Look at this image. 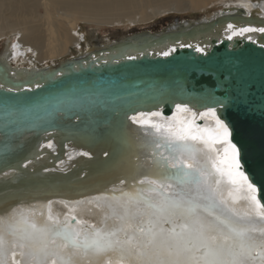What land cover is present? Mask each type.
Listing matches in <instances>:
<instances>
[{
    "label": "water",
    "instance_id": "water-1",
    "mask_svg": "<svg viewBox=\"0 0 264 264\" xmlns=\"http://www.w3.org/2000/svg\"><path fill=\"white\" fill-rule=\"evenodd\" d=\"M246 27H264V17L236 7L206 21L133 31L56 64L15 67L0 57V192L43 188L46 194L36 198L67 201L114 191V185L90 190L76 181L87 177V168L120 164L126 141L145 135L149 125L130 117L143 112L149 119L154 116L147 113L159 112L157 117L173 119L195 112V130L203 126L199 114L213 101H224L218 114L229 123L242 170L264 203V33L227 39ZM181 102L191 111H178ZM71 187L79 189L70 195L56 192ZM222 198L240 215L249 211L240 198Z\"/></svg>",
    "mask_w": 264,
    "mask_h": 264
},
{
    "label": "snow or ice",
    "instance_id": "snow-or-ice-1",
    "mask_svg": "<svg viewBox=\"0 0 264 264\" xmlns=\"http://www.w3.org/2000/svg\"><path fill=\"white\" fill-rule=\"evenodd\" d=\"M232 28L229 24L228 29ZM256 31L264 33V27L231 31L227 39ZM213 105L199 114L215 122L212 144L201 135L209 129L197 126L194 131V121L174 129L141 119L143 112L130 117L133 123L149 125L143 132L150 138L151 154L143 164L139 157L134 165L128 161L127 174L114 185L118 195L95 197L103 199L107 209L100 226L75 217L57 220L49 215L47 221L38 222L21 216L7 223L0 217V264H8L7 253L13 249L19 250L22 259L11 264H27L28 259L32 264H264V203L242 170L229 123L218 114L217 108L225 107V102L213 101ZM176 109L191 111L182 102ZM190 141H201L208 151ZM215 144L224 145L223 157L213 156L218 153L212 147ZM217 174L227 175L233 185L246 186L247 194L238 198L249 202L248 212L240 215L220 196L222 180Z\"/></svg>",
    "mask_w": 264,
    "mask_h": 264
},
{
    "label": "bare ground",
    "instance_id": "bare-ground-1",
    "mask_svg": "<svg viewBox=\"0 0 264 264\" xmlns=\"http://www.w3.org/2000/svg\"><path fill=\"white\" fill-rule=\"evenodd\" d=\"M176 1L182 2V0H0V39H7L0 57L15 67L31 68L56 64L63 59L80 56L98 44L97 42L85 47L84 44L88 38L86 37L87 34L83 33V24L94 23L114 26L123 23H142L155 18L161 13L177 10L174 7ZM199 2L200 5H198ZM220 3L221 7L216 11H212L209 15L202 16L197 20L184 21L210 20L222 10L236 7L244 8L246 13L264 17V0H188L190 5L197 4V6L191 7L193 10H208L212 4L218 5ZM146 8L150 10H146ZM177 21L179 22L178 18L174 19L170 27L176 26ZM71 48L76 52L73 56L70 54L72 52H69ZM69 54L70 56H68ZM146 117L144 116L141 119L150 120L153 123H162L175 129L192 121L193 114L186 112L173 119L157 116L148 119ZM202 121L203 126L200 127L209 129V132L201 135L204 140L212 144L210 140H212L211 137L214 136V133L211 130L215 127V122L211 117L202 118ZM192 127L194 128V124ZM197 130L198 128L194 131ZM137 140H127L126 145L121 148L122 159L119 162L120 164L108 167L98 165L87 168L90 173L88 172L86 178L78 179L76 183L80 185V188L84 187L90 190L117 185L115 181L117 182L118 179L127 174L129 160L134 165L139 157L140 163L143 164L146 152L148 150L151 152L148 143L150 139L148 140L146 135ZM191 143L194 144V142ZM105 145L111 147L109 143H105ZM195 145L205 152L208 151L202 142ZM212 147L218 149V153H213L214 157L217 154L223 157L224 145L215 144ZM187 163L188 161L185 160L186 165ZM209 166L211 167V164ZM223 167L227 168V164ZM144 169L141 168V171ZM43 176H46V174ZM226 178L227 175H222V178H219L222 180L219 187V193L220 191L224 193L222 197L230 200L247 194L246 186L233 185L230 182L228 184V178ZM78 189L71 187V190L64 188L57 189L56 192L70 195ZM45 194L43 188L36 190L34 188L6 189L1 191L0 217H3L6 223L14 222L21 216H26L30 220L45 222L49 215L57 220H63L64 215L73 212L72 215L77 220L99 225L107 209L105 201L103 199L96 200L95 197L118 195L119 193L109 191L106 193L109 195L105 193L91 194L92 196L88 198H86L87 195L80 199H67V201L62 199H52L50 201L38 199ZM18 199L23 200L18 202V205H13ZM248 203V201L240 198L239 204L243 207H249ZM110 223H115V221H110ZM77 227H80V225H77ZM13 251L17 253L15 256ZM13 251L7 253V261L10 257L13 260L20 261L22 258L19 255V250L13 249ZM8 264H10L9 261ZM27 264H32L31 259H28ZM84 264H87V261ZM117 264H124V262H117ZM257 264H259V261H257Z\"/></svg>",
    "mask_w": 264,
    "mask_h": 264
},
{
    "label": "rangeland",
    "instance_id": "rangeland-1",
    "mask_svg": "<svg viewBox=\"0 0 264 264\" xmlns=\"http://www.w3.org/2000/svg\"><path fill=\"white\" fill-rule=\"evenodd\" d=\"M200 5V2L198 3ZM197 6V4H188V0L176 1L174 7L177 8L175 11H167L165 13H161L155 18H151L146 22L137 23V24H128L123 23L120 25H108V24H94V23H86L83 24V33L87 34V42L84 44L85 47L88 45H92L95 43H108L111 40L116 39L117 37L123 36L125 34H130L133 31L139 30H149L151 32L158 31L160 29L166 28L169 24L172 25L174 19L178 18L179 21L182 20H197L202 16L209 15L212 11H216L221 7V3L218 5L212 4L209 6L208 10L197 9L193 10L191 7ZM146 10H150L146 8ZM7 39H0V53L4 50L5 41ZM105 41V42H104ZM84 47V48H85ZM72 48L69 52L70 54L75 55L76 53ZM70 54L68 56H70ZM44 63V62H43ZM40 66V65H38ZM42 66V65H41Z\"/></svg>",
    "mask_w": 264,
    "mask_h": 264
}]
</instances>
